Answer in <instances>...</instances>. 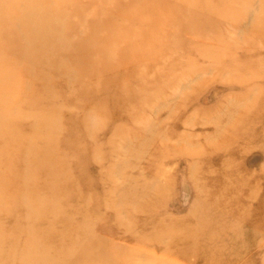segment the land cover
<instances>
[{"label": "rangeland", "instance_id": "rangeland-1", "mask_svg": "<svg viewBox=\"0 0 264 264\" xmlns=\"http://www.w3.org/2000/svg\"><path fill=\"white\" fill-rule=\"evenodd\" d=\"M0 4V264H264V0Z\"/></svg>", "mask_w": 264, "mask_h": 264}, {"label": "bare ground", "instance_id": "bare-ground-1", "mask_svg": "<svg viewBox=\"0 0 264 264\" xmlns=\"http://www.w3.org/2000/svg\"><path fill=\"white\" fill-rule=\"evenodd\" d=\"M28 1V0H27ZM24 2V1H23ZM22 2V3H23ZM20 4V3H19ZM24 4V3H23ZM22 4V5H23ZM1 5V4H0ZM22 9V8H21ZM31 11H32V9H31ZM36 11V10H35ZM28 16V15H27ZM20 17V16H19ZM30 18V17H29ZM20 20V19H19ZM8 22V21H7ZM28 22V21H27ZM27 26V25H26ZM24 29H25V27H23ZM22 28V29H23ZM38 29H40V27H38ZM25 31V30H24ZM39 32V31H38ZM44 32V31H43ZM29 34V33H28ZM36 34V33H35ZM34 34V35H35ZM33 35V34H32ZM31 35V36H32ZM29 36H30V34H29ZM31 36H30V38H31ZM33 37V36H32ZM23 38H25V37H22V40H23ZM39 40V39H38ZM25 41V40H24ZM40 41V40H39ZM36 42H38V41H36ZM21 43H22V41H21ZM33 44H34V41L32 42ZM44 48V47H43ZM11 140V139H10ZM15 141H13V143H14ZM14 145V144H13ZM3 149V148H2ZM3 151V150H2ZM34 151V150H33ZM41 155V154H40ZM46 155V154H45ZM32 165V164H31ZM33 167V166H32ZM35 169H37V168H35ZM27 172V171H26ZM3 174V173H2ZM4 175V174H3ZM1 176V175H0ZM7 177V176H6ZM26 179V178H25ZM9 188H11V192H8V193H6V197H8V201L12 198V197H14L15 199H16V195H15V192H14V189H13V187H14V184H12L11 186H8ZM13 189V190H12ZM7 190V189H6ZM5 190V191H6ZM4 191V192H5ZM5 201V200H4ZM7 201V202H8Z\"/></svg>", "mask_w": 264, "mask_h": 264}]
</instances>
